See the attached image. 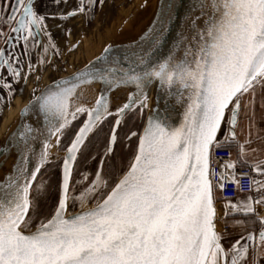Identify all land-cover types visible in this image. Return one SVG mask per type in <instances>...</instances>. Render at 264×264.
<instances>
[{
	"label": "snow or ice",
	"instance_id": "1",
	"mask_svg": "<svg viewBox=\"0 0 264 264\" xmlns=\"http://www.w3.org/2000/svg\"><path fill=\"white\" fill-rule=\"evenodd\" d=\"M97 3L103 6L104 0H76L75 7L65 10L68 0H51L55 11L41 13L34 0H2L0 69L7 76L0 73V101L10 104L14 84L26 82L37 65L42 71L51 56L59 55L47 20L63 23L77 14L91 19ZM180 7V0H160L151 26L138 40L107 44L83 68L52 80L39 94L32 89L17 128L0 147L4 157L17 153L0 177V264H245L249 254L250 264H264V215L257 210L264 205V155L248 147L264 140L255 115L257 93L264 90V0H189L182 13ZM52 67L57 69L55 63ZM39 78L37 74V83ZM96 82L101 88L94 105H76L78 89ZM153 83L182 107L179 122L151 109L142 131L130 129L125 135L138 136L133 154L119 157L118 128L129 116L143 118ZM121 86L132 90L124 103L110 109L109 93ZM245 96L249 99L242 105ZM241 107L248 117L243 141L236 133ZM82 113L87 118L77 130L73 121ZM29 114L42 118V125L26 122ZM110 117L114 122L92 177L81 172L74 180L78 154ZM53 137L58 146L62 137L70 142L57 200L45 211L50 184L37 177L54 163L48 151ZM37 140L38 151L33 147ZM233 145L238 158L220 165L231 172L221 171L215 187L224 190L230 181L243 191L238 163L250 166L260 179L247 177L255 196L235 203L222 198L225 216L231 209L245 217L234 221L243 232L225 247L227 233L216 230L211 161L214 151ZM253 154L257 158L249 159Z\"/></svg>",
	"mask_w": 264,
	"mask_h": 264
},
{
	"label": "rangeland",
	"instance_id": "2",
	"mask_svg": "<svg viewBox=\"0 0 264 264\" xmlns=\"http://www.w3.org/2000/svg\"><path fill=\"white\" fill-rule=\"evenodd\" d=\"M46 1L47 2H43V0H40L38 5H45L48 3V0ZM146 1L147 0H110L105 8H99L98 11L100 12H98L96 20L93 23L88 24L84 20L83 15H80L78 18L68 20L65 36L60 35V27H58L59 29L53 34L51 32V34L53 35V40L59 46V55L51 56V62L48 63L46 67H43L42 71L41 66L37 65L36 73L30 74L27 78V81L24 83L22 94L20 91H17L11 103L7 104L0 124V143L4 140L5 133L17 112L30 100L32 96V89H41L45 84H47L49 80L61 75L68 74L69 72H73L80 66L86 64L88 61L100 55L105 45L116 44V42L123 35L130 34L129 42L136 40L148 28L147 25H143V18L140 17L141 14L136 15L137 10H140L141 6L144 5ZM69 2L70 3L65 10L75 7L76 5V0H71ZM151 8H153V4L149 5L148 10L145 11V14L147 11L151 12ZM51 23L57 25L61 24V21L54 20ZM63 24L62 26L64 27ZM67 29H71V31L67 32ZM80 31H82L81 35H84L83 31H85V38L84 43L81 44V47H78L80 43L77 40H79L80 38H78L77 40H75V38L77 36H80V34L77 35ZM73 44L77 45L75 49L71 47ZM32 62L35 64L36 60ZM52 63H55L58 70L52 67ZM37 74L40 77L38 83L36 82ZM124 94L126 93H123L115 99V102L117 104H119V102L122 103L125 101L123 100ZM59 147L60 145L58 146L55 140L54 142L52 141L49 152L50 159L54 161V164H58V162L61 163V160L63 158V152ZM49 165L44 168L37 179V181L45 180L50 184V191L44 198V203L46 205L45 207L49 206L52 198H54L56 201L58 196L57 176L59 175V173L48 170L47 168L49 167ZM90 167V165H86L82 169V171L87 173V170ZM8 170H10V167L5 169L4 173L3 171L0 172V177H2ZM84 186L86 187V183L84 184ZM217 205L218 203L216 202V207ZM84 206L89 207L90 202L86 203ZM78 208L79 205L71 210L75 211L78 210ZM220 210L221 209L218 208V213H221Z\"/></svg>",
	"mask_w": 264,
	"mask_h": 264
},
{
	"label": "flooded vegetation",
	"instance_id": "3",
	"mask_svg": "<svg viewBox=\"0 0 264 264\" xmlns=\"http://www.w3.org/2000/svg\"><path fill=\"white\" fill-rule=\"evenodd\" d=\"M40 0H36V2H34V7L37 8V11L38 12H45L46 10L48 11H55V8L52 6L51 4V0H48V3L45 4V5H42V4H39ZM69 1L71 0H68V4L70 3ZM43 2H47L46 0ZM0 3H2V0H0ZM62 6V5H61ZM143 7V5L141 6ZM142 12V8L140 10H137V14L136 15H139L140 13ZM135 15V16H136ZM78 17V14L69 18L68 20L70 19H74V18H77ZM134 17V16H133ZM67 21L64 22V27L62 26V28H60V35L62 36H65L66 34V27H67ZM54 21L53 19H48L47 20V23L49 25V27L51 28L50 31L52 32V34L54 32H56L59 28L56 27V25L52 24L51 22ZM56 28H55V27ZM53 27V29H52ZM77 27V26H76ZM63 29V30H62ZM5 31H7V28H5ZM81 32H78L77 35L80 34V36H77L75 38V40H77L78 38H80L79 40H77L80 44L78 45V47L80 46L81 47V44L84 43V38H85V31H83L84 35H81ZM53 37V35H52ZM76 43V41H75ZM4 46V41L2 39H0V47H3ZM36 60V56L33 55L32 56V61ZM0 73L4 74L5 76H7V72L6 70L4 69H0ZM10 79V77H9ZM24 81H20V82H16L14 84V87L17 89V91H19L21 88L23 89L24 87ZM16 91V92H17ZM16 94V93H15ZM14 94V95H15ZM13 95V97H14ZM13 97L11 98V101L13 99ZM0 104L3 105V108H2V111H0V124H1V121H2V117H3V114H4V111L6 109V106L8 103L4 102V101H0ZM83 119H85V114L82 113L80 114V116L78 117V120H81L80 123L83 122ZM76 121H73V124L76 122ZM114 122V117H110L107 119L106 122H104L103 124V127L101 129V131L97 134V136L93 137V139L91 140V142L89 143V147L87 149L84 150L83 154H78V160L75 162V165H74V171H73V179H79V173L83 172L82 169L87 165H90L91 167L87 170L88 172V175L89 177H92V174L94 172V170L96 169L97 165H98V160H99V157L101 155H103L104 151H105V135L109 133V130H110V126L113 124ZM142 122H143V118H141L139 116V114L137 113L136 115L134 116H129L127 117L126 120L122 121L121 123V126H119L118 128V142L115 144V151H116V154L117 156L119 157H124V158H127L128 156L132 155L134 150H135V147L138 143V136L137 137H132L130 139H126L125 138V135L129 132V130L131 129V131H135V132H140L142 131ZM77 130H78V126L76 127ZM62 143L63 144L65 141H68L66 138L62 137ZM103 144V146H102ZM61 149V145L59 147ZM66 148V146L64 148H62L61 150L63 151L64 149ZM62 162V160H61ZM61 163L58 162V164H50L49 167L47 168L48 170H51L53 172H58L59 175L57 176L58 179H59V176H60V165ZM58 169V171H57ZM122 174V173H121ZM89 181H86V186H87V183H89ZM56 188V186H55ZM54 201L55 199L52 198L51 199V203L49 204V206L45 207V211H48L52 205L54 204ZM90 206H91V203H90ZM232 216L236 217V216H239V214H233Z\"/></svg>",
	"mask_w": 264,
	"mask_h": 264
},
{
	"label": "water",
	"instance_id": "4",
	"mask_svg": "<svg viewBox=\"0 0 264 264\" xmlns=\"http://www.w3.org/2000/svg\"><path fill=\"white\" fill-rule=\"evenodd\" d=\"M109 1L110 0H104V3H103V6H101L99 3H97L96 4V6H95V8H94V14H93V16H92V18L91 19H86L85 18V16L83 15V14H78V17L80 16V15H83V17H84V20L89 24V23H93L95 20H96V16H97V14H98V12H100V11H98L99 10V8H105L106 6H107V4L109 3ZM34 2H36V0H34ZM180 3H181V7L178 9V12L179 13H182L183 12V10H184V8H186L187 6H188V4H189V0H180ZM159 4H160V0H159V3H158V7H159ZM102 10V9H101ZM157 11H158V9H157ZM77 17V18H78ZM155 18V17H154ZM71 20V19H70ZM177 23H178V21H177ZM151 26V25H150ZM149 26V27H150ZM147 30V29H146ZM145 30V31H146ZM144 31V32H145ZM143 32V33H144ZM143 33L141 34V35H143ZM174 34H175V30L173 29L172 31H170V33H169V35H168V43L170 44L171 43V40L174 38ZM140 35V36H141ZM140 36L136 39V40H138L139 38H140ZM131 42V41H130ZM130 42H126V43H116V44H113V45H121V44H128V43H130ZM97 57V56H96ZM92 60H94V58L92 59ZM92 60H90V61H92ZM89 62V61H88ZM87 62V63H88ZM86 63V64H87ZM86 64H84V65H86ZM84 65H82V66H80L79 68H77L76 70H74L73 72H69L68 74H65V75H61V76H59V77H55V78H53V79H51V80H49L48 82H47V84H45L41 89H43L46 85H48L52 80H54V79H58V78H61V77H68L70 74H72V73H74V72H76L78 69H81V68H83V66ZM96 84H98L99 85V90H100V88H101V84L99 83V82H96ZM85 85H87V84H85ZM84 86V85H83ZM83 86H81V87H83ZM80 87V88H81ZM79 88V89H80ZM123 88H126V89H129V91L130 90H132V89H130L129 87H127V86H121V87H118V88H116V89H114V90H112L110 93H109V98H110V109H114L116 106H119V105H114V103H115V99H116V93H117V91L118 90H120V89H123ZM41 89H38V90H36V94H39L40 93V90ZM78 89V90H79ZM128 91V92H129ZM100 94V91L98 92V95ZM152 96V101H150V97ZM31 99V98H30ZM126 100V99H125ZM29 102V101H28ZM27 102V103H28ZM125 102V101H124ZM124 102H122V103H124ZM26 103V104H27ZM94 103H95V100H94V102H92V104H90V105H87L88 107H91V106H93L94 105ZM121 103V104H122ZM25 104V105H26ZM24 107V106H23ZM153 108H156V109H158V113H159V115H161V116H166V117H168L170 120H172L173 121V124H176V123H178L179 121H178V113H180V112H182L183 111V109H182V107L179 105V104H177L176 102H175V97H170V96H168L167 95V92H166V90H164V89H158V87H157V84L156 83H153L152 84V86H151V88L149 89V91H148V107L145 109V111H144V115H143V122L146 120V118H147V115H148V113H149V111L151 110V109H153ZM23 109V108H22ZM21 109V110H22ZM20 113H21V111H20ZM79 116H80V114H79ZM78 116V117H79ZM87 118V116H86V114H85V119ZM19 120H20V117H19ZM19 120H18V123H19ZM26 122H28V123H30V124H33V125H35V126H39V125H42V123H43V121H42V118H39V117H37L35 114H29L28 115V117L26 118ZM143 122H142V126H143ZM18 123L15 125V127L7 134V136L5 137V139L9 136V134L13 131V130H15L16 128H17V126H18ZM223 126V125H222ZM143 128V127H142ZM222 129V128H221ZM221 131V130H220ZM91 135V134H90ZM219 135V134H218ZM5 139L0 143V147H2V145H3V143H4V141H5ZM55 139V137H53L52 138V140H51V143H52V141ZM40 141L39 140H37L35 143H34V145H33V147L38 151L39 149H40ZM48 151H50V148L48 149ZM63 152V156L65 155V152H66V148L62 151ZM15 155V159H16V155H17V153L15 152V150H13L12 152H11V154H9V155H7V157H4L3 155H0V160H2L3 161V167L5 166V164H6V162L8 161V159L11 157V155ZM15 159H14V161H15ZM14 163V162H13ZM13 163H12V165H13ZM12 165H11V167H12ZM61 165H62V162H61ZM74 165H75V163H74ZM32 166V164H31V162H30V167ZM3 167H0V170H2L3 169ZM11 169V168H10ZM44 170V168H42V170H41V172ZM60 170H61V166H60ZM41 172L38 174V177H39V175L41 174ZM4 176V175H3ZM2 176V177H3ZM38 177H37V179H38ZM76 211V210H75ZM216 212H217V210H216ZM216 221H217V218H216ZM216 221H215V223H216ZM216 230H217V227H216ZM218 231V230H217Z\"/></svg>",
	"mask_w": 264,
	"mask_h": 264
},
{
	"label": "crops",
	"instance_id": "5",
	"mask_svg": "<svg viewBox=\"0 0 264 264\" xmlns=\"http://www.w3.org/2000/svg\"><path fill=\"white\" fill-rule=\"evenodd\" d=\"M261 97H264V90L258 91L257 96H256V109H255V115H256V121H257V126L261 129L260 135L264 136V107L260 106V101ZM249 99L248 96H245L241 100V104L243 105L245 101ZM246 109L241 107L240 109V114L238 116V126L236 127V133L240 139V141H243L245 139V134L247 132V122H248V117L245 115ZM224 131V128L222 126V129L219 133V135H222ZM248 147H256L261 149V152L259 155H264V140H254L251 145ZM233 151V158L234 160H237L238 158V149L235 145L231 147ZM257 158V154H253V156L249 157V159H254ZM239 166H248V165H240ZM248 194H242L238 196L237 198L244 199ZM237 198L231 199L233 203L237 201ZM226 203V201L218 203L216 209H217V221H216V227L217 230L222 228V221L230 226V229L228 230H221V233H227L225 236L223 243L225 247H228L231 242H234L240 234H242L243 229L240 226H237L234 224V221L245 219L244 217L240 216H232L231 214V209H229V215L225 216L224 215V209L223 205ZM222 207V208H221ZM218 208L221 209L218 214ZM257 210L260 215H264V205H258ZM250 259L251 255L249 254V257L246 259L245 264H250Z\"/></svg>",
	"mask_w": 264,
	"mask_h": 264
},
{
	"label": "built area",
	"instance_id": "6",
	"mask_svg": "<svg viewBox=\"0 0 264 264\" xmlns=\"http://www.w3.org/2000/svg\"><path fill=\"white\" fill-rule=\"evenodd\" d=\"M229 152H231V156L228 155ZM228 159L234 160L233 151L231 148L218 149L213 152L211 167L215 170V174L211 176V179L214 185V194L217 197L216 202L220 203L225 201L224 199H222L223 197L235 199L242 194H248V195L251 194L255 196L256 191L254 189L253 190L249 189V182L247 177L252 176L257 179H260V177L258 176V174L252 172L250 166H239L238 164L236 165L237 178L240 179V183L243 188V191H238L236 189V185L231 183L230 181L225 183L224 190H220L219 188L215 187V185L219 182V173L221 171L225 173L231 172L230 169L227 168L221 169L220 167V165L223 164L225 160ZM228 229H230V226L222 221V228L218 231L220 232L221 230H228Z\"/></svg>",
	"mask_w": 264,
	"mask_h": 264
},
{
	"label": "bare ground",
	"instance_id": "7",
	"mask_svg": "<svg viewBox=\"0 0 264 264\" xmlns=\"http://www.w3.org/2000/svg\"><path fill=\"white\" fill-rule=\"evenodd\" d=\"M158 3H159V0H147L146 3L143 5V7H141L142 8V12L140 14L142 16L140 14L139 15H140L141 18H143V20H142L143 21V25L145 24L148 27L151 25V23H152V21H153V19L155 17V14L157 12V9H158ZM150 4H153V8H151V10H150L151 12L147 11L146 14H145V11L148 10V7H149ZM129 39H130V34L123 35L116 43H126V42H129ZM128 91H129V89H126V88L118 90L117 93H116V98H118L123 93H126V94H124V97H123V100H125ZM98 92H99V85L98 84L92 83V84L84 85L83 87H81L78 90V94H79L80 98L75 100V104L76 105L83 104V105H86V106L92 104V102H94V100L98 96ZM150 101H152V96L150 97ZM119 104H121V103L119 102ZM119 104H117L116 102L114 103V105H119ZM21 109L17 112V114L15 115L13 121L9 125V127H8V129H7L6 133H5V137L15 127V125L18 123ZM54 140H53V142H54ZM14 159H15V155L13 154L8 159V161L6 162V164L3 167V169L0 170V172L3 171V173H4L5 169H7L9 167L11 168V165L14 162Z\"/></svg>",
	"mask_w": 264,
	"mask_h": 264
},
{
	"label": "trees",
	"instance_id": "8",
	"mask_svg": "<svg viewBox=\"0 0 264 264\" xmlns=\"http://www.w3.org/2000/svg\"><path fill=\"white\" fill-rule=\"evenodd\" d=\"M80 122H81V120H78L73 125L77 127L80 124ZM68 142H70V141H65L63 144H61V149L64 148ZM241 217H243V216H241Z\"/></svg>",
	"mask_w": 264,
	"mask_h": 264
}]
</instances>
